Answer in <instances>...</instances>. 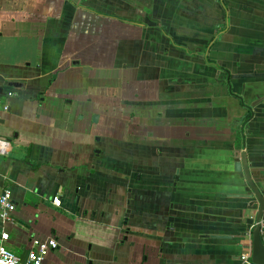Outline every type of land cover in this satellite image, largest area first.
Returning <instances> with one entry per match:
<instances>
[{
    "label": "crops",
    "instance_id": "obj_1",
    "mask_svg": "<svg viewBox=\"0 0 264 264\" xmlns=\"http://www.w3.org/2000/svg\"><path fill=\"white\" fill-rule=\"evenodd\" d=\"M0 138L21 260L53 238L43 264H244L264 0H0Z\"/></svg>",
    "mask_w": 264,
    "mask_h": 264
},
{
    "label": "water",
    "instance_id": "obj_2",
    "mask_svg": "<svg viewBox=\"0 0 264 264\" xmlns=\"http://www.w3.org/2000/svg\"><path fill=\"white\" fill-rule=\"evenodd\" d=\"M7 85L15 89L21 87V84L16 82H10ZM239 100L241 101V98ZM256 103L258 104V102ZM254 106L255 104H252V107ZM248 111H250L249 108ZM242 138L244 139L243 133ZM232 163L234 173L243 182V193L238 197L245 200V205L239 215L243 221L241 234L244 237L248 236L250 240L249 264H264V188L258 186L254 181L245 152L234 151ZM249 213L250 215H248ZM213 238L222 237L214 236Z\"/></svg>",
    "mask_w": 264,
    "mask_h": 264
},
{
    "label": "built area",
    "instance_id": "obj_3",
    "mask_svg": "<svg viewBox=\"0 0 264 264\" xmlns=\"http://www.w3.org/2000/svg\"><path fill=\"white\" fill-rule=\"evenodd\" d=\"M6 110V108H4ZM12 144L9 140L0 138V156H6L10 152ZM52 204L55 207L61 205L58 196L52 198ZM15 206L10 190L5 189L0 192V264H43L45 257L51 251L59 248L58 242L49 238L44 241L33 240L25 260H21L12 251L6 243L9 240V234L3 229V225L13 222V213ZM244 264H249V252L241 255Z\"/></svg>",
    "mask_w": 264,
    "mask_h": 264
}]
</instances>
